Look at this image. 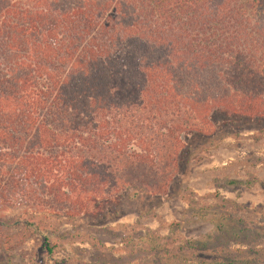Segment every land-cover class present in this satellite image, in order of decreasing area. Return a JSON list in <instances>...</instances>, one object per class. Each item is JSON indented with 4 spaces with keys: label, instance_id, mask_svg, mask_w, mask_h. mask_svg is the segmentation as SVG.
Here are the masks:
<instances>
[{
    "label": "trees",
    "instance_id": "16d2710c",
    "mask_svg": "<svg viewBox=\"0 0 264 264\" xmlns=\"http://www.w3.org/2000/svg\"><path fill=\"white\" fill-rule=\"evenodd\" d=\"M216 113L264 129V0H0V210L20 209L0 226L45 255L121 193L164 192ZM211 200H187L209 225L194 237L130 224L119 246L89 244L119 252L106 264H264V207Z\"/></svg>",
    "mask_w": 264,
    "mask_h": 264
},
{
    "label": "rangeland",
    "instance_id": "374dc122",
    "mask_svg": "<svg viewBox=\"0 0 264 264\" xmlns=\"http://www.w3.org/2000/svg\"><path fill=\"white\" fill-rule=\"evenodd\" d=\"M212 120L210 136L186 138L164 192L121 193L104 217H83L74 222L80 234L60 238L51 255L42 252L39 234L22 231L8 221L0 226V264H97V260L100 264L120 263L119 252H108L101 246L93 248L89 243L119 246L124 233L119 225L130 224L134 225V235L147 229L178 239L194 237L209 225L194 221L186 211L187 200L200 198L209 204L214 192L251 210L264 207V129L257 131L258 123H225L218 113ZM19 212L18 207L0 210L7 218ZM237 214L257 217L254 211ZM45 222L48 228L75 232L62 217Z\"/></svg>",
    "mask_w": 264,
    "mask_h": 264
}]
</instances>
